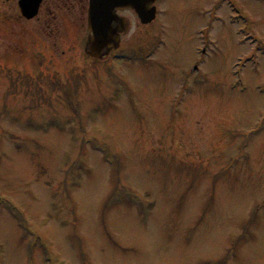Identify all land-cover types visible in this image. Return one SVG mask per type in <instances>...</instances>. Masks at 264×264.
<instances>
[{
  "label": "rangeland",
  "instance_id": "374dc122",
  "mask_svg": "<svg viewBox=\"0 0 264 264\" xmlns=\"http://www.w3.org/2000/svg\"><path fill=\"white\" fill-rule=\"evenodd\" d=\"M87 1L40 43L56 31L0 0L17 20L0 29V264H264V0H234L242 18L157 0L153 26L124 12L118 51L139 58L101 64Z\"/></svg>",
  "mask_w": 264,
  "mask_h": 264
},
{
  "label": "water",
  "instance_id": "95a60500",
  "mask_svg": "<svg viewBox=\"0 0 264 264\" xmlns=\"http://www.w3.org/2000/svg\"><path fill=\"white\" fill-rule=\"evenodd\" d=\"M42 0H21L19 7L26 19L37 13ZM153 0H91L88 10V35L84 50L95 59L106 56L111 48H116L118 33L123 30L122 21L115 15L117 9H133L142 24L150 23L155 9H149ZM115 27V28H114Z\"/></svg>",
  "mask_w": 264,
  "mask_h": 264
},
{
  "label": "flooded vegetation",
  "instance_id": "af4514ba",
  "mask_svg": "<svg viewBox=\"0 0 264 264\" xmlns=\"http://www.w3.org/2000/svg\"><path fill=\"white\" fill-rule=\"evenodd\" d=\"M5 1L6 0H3V3ZM13 1L16 2V5H17L18 0H12L10 9L14 10V6H13L14 2ZM79 2H80V0H42L41 4L39 6L37 17L30 22H26L24 20H21V21L23 23L31 24L30 28H31V30H34L33 32H35V31L44 32L48 29L55 30L56 34L53 35L55 37V39L51 38V37H45L43 34H39L36 41H38V42L40 41V43H47L50 41L57 43L59 40H63L62 39L63 36H62L61 30H60V27H61L60 25L62 24L61 23L62 16H69V15H74L75 13H79V10H80V3ZM231 4L234 7L236 6V3L234 0H231ZM85 5H83L84 10H86V8H87V5L86 6ZM153 6L156 8V17H155V21H156V18L158 17V13H160L158 5H157V0H154ZM204 10H206V9H204ZM212 10H214V9L212 8L211 11ZM60 11L63 12V15H62V13H60ZM214 11H216V10H214ZM43 12H45V13H43ZM67 12H72V13H67ZM124 12H131L134 14V12L130 11V10H118L117 14L121 16V14ZM208 12H209V9L206 12H203L202 18H204L206 15H208ZM49 16H51V20H49ZM41 17H43V19H40ZM122 18H124V17H122ZM155 21L153 22V24L155 23ZM124 22L126 24V29H127L128 23L125 19H124ZM16 27H17V20L16 19H14L12 21L11 19L8 20L6 17H3L2 20H0V29L1 28L15 29ZM202 29L203 28L197 30L196 35H195L197 37V42L199 43V45L200 46L216 45L217 44L216 40H212V41L210 40L211 42L209 41V37H208L209 33H206V37H204V38L200 37L201 36L200 32L202 31ZM13 36L15 37V36H17V34H14ZM121 37H122V35L120 36V43H119L118 49L115 51H112L107 58L100 60L101 63L104 60H106V61L109 60V57L113 53L117 52L120 49V46L122 43Z\"/></svg>",
  "mask_w": 264,
  "mask_h": 264
},
{
  "label": "trees",
  "instance_id": "16d2710c",
  "mask_svg": "<svg viewBox=\"0 0 264 264\" xmlns=\"http://www.w3.org/2000/svg\"><path fill=\"white\" fill-rule=\"evenodd\" d=\"M71 107L73 108V110L75 111V112H77L76 110H75V108L73 107V105L71 104Z\"/></svg>",
  "mask_w": 264,
  "mask_h": 264
}]
</instances>
